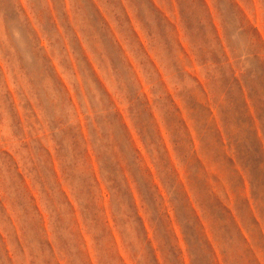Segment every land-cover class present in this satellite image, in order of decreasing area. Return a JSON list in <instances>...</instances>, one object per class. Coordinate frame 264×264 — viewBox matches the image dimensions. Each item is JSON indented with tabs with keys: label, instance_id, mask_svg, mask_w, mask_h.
<instances>
[{
	"label": "rangeland",
	"instance_id": "374dc122",
	"mask_svg": "<svg viewBox=\"0 0 264 264\" xmlns=\"http://www.w3.org/2000/svg\"><path fill=\"white\" fill-rule=\"evenodd\" d=\"M0 67V264H264V0H0Z\"/></svg>",
	"mask_w": 264,
	"mask_h": 264
},
{
	"label": "trees",
	"instance_id": "16d2710c",
	"mask_svg": "<svg viewBox=\"0 0 264 264\" xmlns=\"http://www.w3.org/2000/svg\"><path fill=\"white\" fill-rule=\"evenodd\" d=\"M1 68V67H0ZM51 69L54 71V74H55V76L57 77V79L59 80V78H58V75H57V73L55 72V70H54V67L51 65ZM95 74V73H94ZM96 77H97V75H96ZM97 80H98V77L96 78ZM60 82V81H59ZM98 82L101 84V82L98 80ZM8 93H10V92H8ZM123 125H124V127L127 129V127H126V125L123 123ZM134 150L136 151V153H139V151L136 149V148H134ZM99 154L97 155V157L99 158ZM121 171H124L122 168H121ZM94 178V181L96 182V184H98V185H100V182L98 181V179H97V176H94L93 177ZM115 186H118V185H116L115 184Z\"/></svg>",
	"mask_w": 264,
	"mask_h": 264
}]
</instances>
